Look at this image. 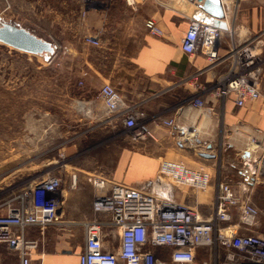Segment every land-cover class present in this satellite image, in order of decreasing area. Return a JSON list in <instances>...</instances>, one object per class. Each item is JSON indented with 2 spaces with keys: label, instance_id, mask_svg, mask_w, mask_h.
Masks as SVG:
<instances>
[{
  "label": "crops",
  "instance_id": "1",
  "mask_svg": "<svg viewBox=\"0 0 264 264\" xmlns=\"http://www.w3.org/2000/svg\"><path fill=\"white\" fill-rule=\"evenodd\" d=\"M1 1L2 21L6 7ZM45 1L48 0H37L41 4L37 9L38 24L45 22L50 14L49 9H44ZM181 1L182 4L179 0H136V5L131 7L125 0H93V5L85 4L77 14L52 9L53 25L60 30L57 36L53 35L52 42L63 50L61 58L68 61L70 77L73 75L78 84L83 83L78 87L85 101L79 103L84 105L81 109L86 116L106 117L99 93L102 86L109 83L120 90L128 103L143 102L142 110L149 117L172 118L174 125L156 128L155 139H132L131 148L121 151L111 174L75 166L73 173L64 179L65 205L60 212V222L45 228L29 226L24 230L25 237L38 244L31 252L32 264L79 263V255L86 246L85 223L105 217L93 211L96 197L109 189H96L92 183L96 177L185 203L202 219L213 217L218 184L230 182L238 193L245 188L246 196L260 210L255 226L245 233L264 237V73L260 100L240 107L234 93L224 99L208 93L206 102L212 111H200L189 104L196 89L182 79L207 67L209 61L199 53L186 54L181 47L191 19L211 20L232 30L233 38L240 41L264 33V0H221L225 10L222 20L213 18L195 2ZM150 18L163 31V36L157 37L148 31L145 21ZM35 35L45 39L41 34ZM88 37H97L100 45L88 43ZM230 42V35L226 34L220 55ZM224 73L225 67L220 64L208 70L201 82L205 86L221 84ZM115 122L124 129L121 121ZM246 151L250 152L248 158L243 157ZM205 153L216 157L206 158L202 156ZM165 160L208 171L210 186L197 190L161 176L160 165ZM245 162L256 167L257 173L251 174ZM73 176L76 177L75 187L71 186ZM3 211L1 209L0 213ZM101 241L105 250H115L121 241V231L107 228ZM158 251L170 261L167 250ZM206 257L205 250L200 249L197 263ZM0 264H20L18 252L0 244Z\"/></svg>",
  "mask_w": 264,
  "mask_h": 264
},
{
  "label": "built area",
  "instance_id": "2",
  "mask_svg": "<svg viewBox=\"0 0 264 264\" xmlns=\"http://www.w3.org/2000/svg\"><path fill=\"white\" fill-rule=\"evenodd\" d=\"M134 7L136 0H125ZM191 1V0H190ZM182 4V1L179 0ZM199 7L203 0H193ZM148 31L157 37L163 31L153 18L145 21ZM230 35L231 42L220 55L223 39ZM233 31L224 29L211 20L191 19L182 39L184 53L202 54L209 61L205 68L196 70L182 79L196 89L189 104L200 111H212L206 95L224 99L235 94L237 106L261 99V78L264 73V33L244 40H235ZM233 38V39H232ZM88 43L100 45L97 37H88ZM223 64L224 81L218 85L205 86L202 76L210 69ZM83 83L79 82V86ZM102 100L106 122L119 120L135 141L155 139V129L172 128L174 120L161 116L149 117L140 103H128L123 94L112 84L102 86ZM251 174L257 168L245 162ZM160 174L178 185L206 190L211 175L205 170L192 169L181 162L165 160ZM65 180L59 174H49L32 183L29 189L5 201L0 209V244L18 252L20 264H32L31 252L38 244L28 240L25 228H45L60 222L64 209ZM93 185L107 192L98 195L93 203L95 214L103 219L85 223L86 246L79 255L78 264H198L197 252L205 250L207 257L199 264H264V237L251 230L259 217V208L246 196L245 188L238 193L230 182H220L214 198V214L202 219L197 211L169 197H160L136 187L111 183L104 177L93 178ZM76 186V177H71ZM121 231L120 244L115 250L103 248L101 236L105 229ZM167 250L170 261L158 250Z\"/></svg>",
  "mask_w": 264,
  "mask_h": 264
},
{
  "label": "rangeland",
  "instance_id": "3",
  "mask_svg": "<svg viewBox=\"0 0 264 264\" xmlns=\"http://www.w3.org/2000/svg\"><path fill=\"white\" fill-rule=\"evenodd\" d=\"M1 2L6 7L2 22L27 27L51 42L60 32L52 22L54 7L77 14L85 4H94L45 1L50 14L38 24L37 0ZM3 46L0 43V206L49 174L65 179L75 166L111 174L121 151L131 148L133 140L115 121L85 115L79 103L84 97L78 80L70 77L68 61L61 58L63 50L56 47L52 60L46 61Z\"/></svg>",
  "mask_w": 264,
  "mask_h": 264
},
{
  "label": "water",
  "instance_id": "4",
  "mask_svg": "<svg viewBox=\"0 0 264 264\" xmlns=\"http://www.w3.org/2000/svg\"><path fill=\"white\" fill-rule=\"evenodd\" d=\"M193 1V0H191ZM203 10L217 20L225 17V10L221 0H203ZM0 43L14 50L42 56L46 61H51L56 54V46L53 42L38 37L24 27L16 24L2 22L0 20ZM212 149V146H209ZM206 158H215L216 155L202 154ZM244 158L250 157V152L244 153Z\"/></svg>",
  "mask_w": 264,
  "mask_h": 264
},
{
  "label": "bare ground",
  "instance_id": "5",
  "mask_svg": "<svg viewBox=\"0 0 264 264\" xmlns=\"http://www.w3.org/2000/svg\"><path fill=\"white\" fill-rule=\"evenodd\" d=\"M82 105V104H81ZM82 106H84V105H82ZM90 111V110H89ZM207 113V112H206ZM89 114V113H88ZM211 114V113H210ZM206 115V114H205ZM207 115H209V114H207ZM206 118V117H205ZM202 119H203V117H202ZM213 119V118H212ZM203 123V122H202ZM184 130V129H183ZM188 131V130H187ZM199 131V130H198ZM194 132H196V131H194ZM201 132V131H200ZM205 132V131H204ZM188 136V135H187ZM199 136V135H198ZM192 137V136H191ZM194 137V136H193ZM197 137V136H196ZM181 138H182V136H181ZM240 140V139H239ZM253 143V142H252ZM255 145V144H254ZM251 148V147H250Z\"/></svg>",
  "mask_w": 264,
  "mask_h": 264
},
{
  "label": "trees",
  "instance_id": "6",
  "mask_svg": "<svg viewBox=\"0 0 264 264\" xmlns=\"http://www.w3.org/2000/svg\"><path fill=\"white\" fill-rule=\"evenodd\" d=\"M3 45V44H2ZM3 47H6L5 45ZM82 97V96H81ZM84 97V96H83Z\"/></svg>",
  "mask_w": 264,
  "mask_h": 264
}]
</instances>
